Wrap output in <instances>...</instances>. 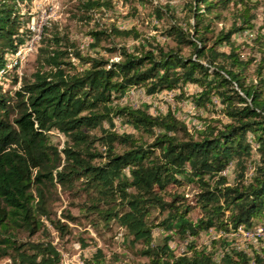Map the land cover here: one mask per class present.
Instances as JSON below:
<instances>
[{"label": "trees", "instance_id": "trees-1", "mask_svg": "<svg viewBox=\"0 0 264 264\" xmlns=\"http://www.w3.org/2000/svg\"><path fill=\"white\" fill-rule=\"evenodd\" d=\"M31 1L0 0V259L62 264L61 251L46 238L47 220L62 237L71 233L49 209L48 195L60 185L82 202L92 225L117 223L125 230L124 245L141 244L136 253L153 264H264V240L249 249L239 248L237 238L199 242L211 228L264 226V57H244L232 41L235 33L254 27L256 4L188 0L182 17L171 5L158 6L152 16L165 40L109 47L120 57L112 61L73 48L68 34L46 30L32 78L23 74L19 82L17 69L4 77L2 70L31 37L23 11ZM137 1L148 7L154 0ZM201 3L219 19L231 9L234 24L216 33L205 22ZM106 6L109 0H81L77 8L82 18L92 19L90 11ZM113 33L140 38L136 28L115 24L110 32L91 31L96 45ZM169 38L174 46L166 42ZM262 38L256 39L261 45ZM3 80L19 87L6 88ZM189 86L197 88L189 102L219 116L193 130L178 109L154 115L150 104L136 107L124 101L134 87L150 96L179 90L176 97L183 98ZM116 119L133 131H117ZM54 134L62 135L63 145L53 141ZM226 169L235 173L232 182ZM65 217L77 219L70 212ZM155 227L161 228L163 243L155 242ZM22 232L43 236L23 240ZM220 248L224 253L217 257ZM119 255L111 264H143L124 262ZM109 262L101 248L87 260Z\"/></svg>", "mask_w": 264, "mask_h": 264}, {"label": "rangeland", "instance_id": "rangeland-1", "mask_svg": "<svg viewBox=\"0 0 264 264\" xmlns=\"http://www.w3.org/2000/svg\"><path fill=\"white\" fill-rule=\"evenodd\" d=\"M81 0H32L26 3L23 7V11L29 16L28 27L30 29L31 35V25L32 21L35 24L41 25L42 37L44 31H58L61 34H68L73 40V48H79L91 55H101L108 59L117 60L119 55L117 53H112L108 50L109 47L125 45L127 47H132L141 39H152L156 37L159 41H164L165 38L161 36L158 29L155 28L157 25V20L152 16L154 9L161 5H171L178 17L183 16L182 8L184 3L188 0H154L153 6L149 5L144 7L137 0H109L110 7L96 8L90 11L87 15L92 16V19L81 17V12L77 8ZM194 1V0H190ZM256 4L254 18V27L239 31L233 35L232 41L241 47L242 54L244 57L254 56L258 60L264 57V0H251ZM201 12L204 13L205 22H210L216 33L220 31H227L234 24L233 16L230 15L231 9H225L223 11L222 18H216L214 14H208L206 12L205 4L201 3ZM115 24L119 29L136 28L140 33V38L136 39L134 36L123 37L116 34H110L104 38L99 45H96L91 31L93 29L97 30H107L111 31V28ZM245 34V35H244ZM42 37L39 44L42 41ZM258 37L262 38L263 45L259 44L256 39ZM166 42L170 46H174L175 42L173 39L169 38ZM39 46V45H38ZM37 46V48H38ZM225 49V46H221ZM190 49L185 48L184 53L189 54ZM37 52L31 53L27 63L24 66L23 74L28 79L32 78L37 66ZM77 62V59H74ZM6 88L16 89L19 84L13 85L9 81L3 80ZM186 89V96L183 98L175 97L174 101L168 100L161 96L155 95L152 99L147 98L141 91L137 92L133 101L138 102V104H150V112L156 114L158 111L167 112V110L172 107V109H178V115L185 121L187 126L193 130L197 127H201L204 121L210 119L211 117H219L217 114L209 109L194 107V105L189 102L190 92L196 91L197 88L189 86ZM191 95V94H190ZM146 99V100H144ZM125 101V99H124ZM147 101V102H142ZM130 103H132L130 101ZM115 129L119 132H123L125 129L128 131H133L130 127H125L120 123V120L116 119L114 123ZM105 127H109V123H105ZM126 131V130H125ZM99 133V131L97 132ZM144 140L151 142V137L148 134H144ZM53 141L57 145H63V137L61 134H54ZM100 149L104 150V147ZM230 182L234 180L235 173L231 171L227 174ZM189 194H193L194 187L189 186ZM185 190V191H186ZM183 191V189H180ZM191 197V196H190ZM48 204L51 211V216L55 220H61L67 223L71 227V233L66 234L62 237L59 232L52 226L48 220L46 221L50 235L46 238L51 239L54 244L61 251L62 264H87V260L92 256L93 253L98 248L104 251L107 259H110L109 264H111V258L115 253L122 254V259L124 262H142L143 264H153L147 257L136 253V250L141 247V244H137L135 247L131 248L125 246L127 241H124L123 234L125 230L120 228L116 223L112 227L104 225L101 222L100 225H92L87 217H85V212L81 209L82 202L79 199H74L70 193L64 192L62 187L58 185L56 191L48 195ZM72 213L77 219L76 221L69 220L65 217L66 213ZM160 227H155V242L163 243V234L160 233ZM122 233V235H120ZM43 234H36L30 236L26 232L19 234V238L23 240H40ZM46 235H44L45 237ZM209 240L208 235L205 233L199 238L200 243L207 244ZM179 245L182 249L185 248L184 240H178ZM176 242L172 241L170 244L171 249H175ZM178 246V245H177ZM8 258H1L0 264H10Z\"/></svg>", "mask_w": 264, "mask_h": 264}, {"label": "built area", "instance_id": "built-area-1", "mask_svg": "<svg viewBox=\"0 0 264 264\" xmlns=\"http://www.w3.org/2000/svg\"><path fill=\"white\" fill-rule=\"evenodd\" d=\"M41 25L35 24V21H32L31 25V31L32 35L27 40V42L22 45L15 53L11 54L8 58V61L6 63L5 68L2 70V76H6L7 73L11 72L14 69H17L19 73V82L22 79L23 75V69L25 64L27 63L29 56L31 53L35 52L37 49V46L39 45V41L42 37V29ZM245 35V34H244ZM141 91L144 93V95L147 98L152 99L153 96L148 95L145 93L142 89H139L137 87L132 88L127 95L125 96V101H131L134 106H140L138 102H134L133 99L137 92ZM179 90H173V91H163L158 96H161L163 98H166L168 100L174 101L176 95L179 93ZM146 100V99H144ZM147 102V101H142ZM143 104V103H142ZM62 136V135H61ZM230 172L229 169H226L224 171V174H228ZM207 235L209 237L208 243H210L211 239H218L220 237H229V238H237L236 245L241 249H249V245L253 244L254 246H259L262 243V240H264V226L260 225L254 229H247L243 226H239L237 229H234L232 231H216L215 229L211 228ZM185 252V248L182 249V253ZM224 253V249L220 248L216 255L217 257H221Z\"/></svg>", "mask_w": 264, "mask_h": 264}]
</instances>
